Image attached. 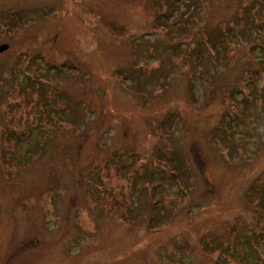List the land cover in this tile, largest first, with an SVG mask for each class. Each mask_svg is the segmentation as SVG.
<instances>
[{
	"label": "rangeland",
	"instance_id": "1",
	"mask_svg": "<svg viewBox=\"0 0 264 264\" xmlns=\"http://www.w3.org/2000/svg\"><path fill=\"white\" fill-rule=\"evenodd\" d=\"M2 45L0 264H264V0H0Z\"/></svg>",
	"mask_w": 264,
	"mask_h": 264
},
{
	"label": "trees",
	"instance_id": "2",
	"mask_svg": "<svg viewBox=\"0 0 264 264\" xmlns=\"http://www.w3.org/2000/svg\"><path fill=\"white\" fill-rule=\"evenodd\" d=\"M93 11V10H92ZM106 25L107 26H111V29L112 30H115L116 32H117V34L119 35V32L121 31V30H123L124 32H125V28H124V26H119V27H117V26H115L113 23H106ZM114 27V28H113ZM128 32V31H127ZM120 36H122V35H120ZM254 50H252V52H253ZM254 53V52H253ZM255 54V53H254ZM172 177V176H171ZM257 206L258 207H260V205L259 204H257ZM264 229V228H263Z\"/></svg>",
	"mask_w": 264,
	"mask_h": 264
},
{
	"label": "water",
	"instance_id": "3",
	"mask_svg": "<svg viewBox=\"0 0 264 264\" xmlns=\"http://www.w3.org/2000/svg\"><path fill=\"white\" fill-rule=\"evenodd\" d=\"M7 48H8L7 45H2V46H0V52L5 51ZM250 79H251V78H250Z\"/></svg>",
	"mask_w": 264,
	"mask_h": 264
}]
</instances>
